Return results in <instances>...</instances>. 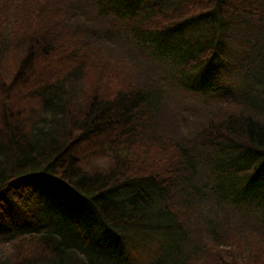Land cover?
I'll list each match as a JSON object with an SVG mask.
<instances>
[{
	"label": "trees",
	"instance_id": "obj_1",
	"mask_svg": "<svg viewBox=\"0 0 264 264\" xmlns=\"http://www.w3.org/2000/svg\"><path fill=\"white\" fill-rule=\"evenodd\" d=\"M135 253L264 264V0H0V264Z\"/></svg>",
	"mask_w": 264,
	"mask_h": 264
},
{
	"label": "rangeland",
	"instance_id": "obj_2",
	"mask_svg": "<svg viewBox=\"0 0 264 264\" xmlns=\"http://www.w3.org/2000/svg\"><path fill=\"white\" fill-rule=\"evenodd\" d=\"M175 30H172V31H169V32H172V33H168L166 35H163V36H158V35H146L147 37V41L148 39L150 40V42L155 45L159 51H162V52H166L168 53L169 55H171L170 57L173 58V64L176 63L177 60H179L180 58H178L179 54L178 52H174L173 49L171 47H169L168 45L165 44V41H168L170 44H173V34ZM177 32L178 34H180L181 32L180 31H175ZM193 76V74H191V77ZM202 75V73L198 76V78H200ZM218 79H214V77L212 78H204L202 77L201 79L197 80L195 79L194 81H192L193 84L197 85V86H200V87H203V88H212V87H216L215 84H218L217 82ZM222 81L226 82L227 84L229 85H233L234 88H240L242 87V84L237 81V80H234V79H230V78H224V80L222 79ZM212 85V86H211ZM222 182L228 186V184L230 186L228 187H231V185H233L230 180H226L225 178L222 179ZM102 240V239H99V241ZM142 254H145V253H142ZM142 254H137L135 253L133 257H131V259L129 258V261L133 264H143L147 261V258L146 256H142Z\"/></svg>",
	"mask_w": 264,
	"mask_h": 264
}]
</instances>
